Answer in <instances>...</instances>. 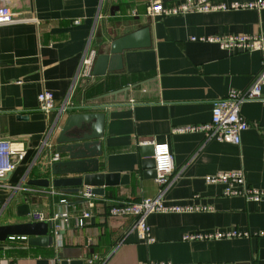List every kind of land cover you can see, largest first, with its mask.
Listing matches in <instances>:
<instances>
[{
  "label": "crops",
  "instance_id": "crops-1",
  "mask_svg": "<svg viewBox=\"0 0 264 264\" xmlns=\"http://www.w3.org/2000/svg\"><path fill=\"white\" fill-rule=\"evenodd\" d=\"M154 1L167 8L201 0H0L16 13L14 22L0 25V141L9 140L26 152L4 182L29 184L31 179L52 177L47 170L57 153L60 125L68 114L87 111L105 113L99 170L127 175L124 183L105 186L103 194H96L92 215L82 228L76 224L81 208L77 193L58 188L69 194L31 197L0 188V225L27 222L26 216H18V206L25 203L31 210L53 214L64 197L71 213L56 244L31 245L29 236L0 241V264H56L57 259V264H86L84 257L92 252L105 256L102 264H264V200L225 196L221 184L204 179L243 170L249 185L264 189V105L256 100L241 104L249 127L239 144L174 130L208 122L213 100L232 88H245L262 60L258 51L231 53L191 37L264 33V9L231 7L252 0H203V5L228 8L202 6L151 16L148 7ZM145 26L150 27V46L126 50L123 68L112 78L95 77L91 85L77 86L69 99L72 110L64 112L49 135L68 100L89 38L100 53L108 41ZM43 90L54 93L55 107L49 112L39 108ZM156 142L169 144L177 175L164 202L212 209L149 214L155 240L146 243L132 230V217H112L107 210L118 200L156 195L158 186L154 178H144L140 156L141 146ZM233 228L250 235L182 239L187 233Z\"/></svg>",
  "mask_w": 264,
  "mask_h": 264
},
{
  "label": "built area",
  "instance_id": "built-area-1",
  "mask_svg": "<svg viewBox=\"0 0 264 264\" xmlns=\"http://www.w3.org/2000/svg\"><path fill=\"white\" fill-rule=\"evenodd\" d=\"M202 1L196 3H188L172 7H164L159 1H154L148 7L149 15L160 14H178L188 9H200L202 6L209 8L227 9L225 4L219 6L203 5ZM232 8H246L261 10L264 9V0H252L241 4H233ZM16 20V13L13 8L6 3L0 2V25L9 24ZM191 40L216 43L222 50L231 53L254 52L258 51L262 55L261 65L257 73L252 77L251 82L242 89L232 88L225 96L218 97L212 102L210 120L206 123L176 127V132H202L206 139H215L219 142H231L239 144L241 133L249 127V123L240 113V106L245 101L256 100L264 105V96L262 95V87L264 86V33L252 34H212L209 36H193ZM91 39L81 55L79 67L74 78L71 92L67 102L60 108V113L65 112L70 105L69 99L74 93L77 86H89L94 80L93 66L97 57L96 48L90 45ZM39 108L42 111L49 112L54 109V93L50 90H43L38 95ZM130 103H134L131 99ZM54 126L51 127L49 135L52 134ZM48 138L44 141L46 145ZM11 141H0V188H10L14 191L26 192L29 196H59L60 191L54 186L40 187L29 184L9 185L4 182L10 172L16 169L17 164L24 159V148H15ZM13 158V160H5V157ZM59 153L54 154L51 162L60 160ZM153 159L155 179L158 186L156 195L152 197H143L138 200H118L108 206L107 214L112 217H132V230H135L139 238L146 243L154 242L151 235L150 227L147 223V217L151 213L165 212H193V211H209L211 206L195 205V204H167L163 200V195L167 188L176 178L170 146L167 142H156L153 144ZM208 184H221L223 186L222 194L225 196H238L246 201L260 202L264 200V189L256 188L249 185L245 179L243 170H228L208 174L204 177ZM78 194L81 208L76 213V224L79 228L85 225L86 219L92 215V209L96 202V195L91 189L82 187ZM28 196V199L31 198ZM68 200L64 197L59 199V207L56 212L49 214L45 211L31 210L26 216L27 222H52L53 229L50 233L54 236L55 244L62 235V231L70 224L71 213L67 206ZM249 232L240 231L238 229L216 230L206 233H187L182 236L185 241L192 240H219L227 238H236L249 236ZM10 241L27 240V236H9ZM105 256L101 257L97 253H90L84 257L86 264H102ZM58 259L56 260L57 264ZM144 264H154L146 262Z\"/></svg>",
  "mask_w": 264,
  "mask_h": 264
},
{
  "label": "water",
  "instance_id": "water-1",
  "mask_svg": "<svg viewBox=\"0 0 264 264\" xmlns=\"http://www.w3.org/2000/svg\"><path fill=\"white\" fill-rule=\"evenodd\" d=\"M151 44L150 27L145 26L104 44L102 52L97 54L93 75L112 78L123 68L124 53L132 48H144ZM119 91V90H117ZM116 91V92H117ZM115 94V92H113ZM90 109L96 110L98 108ZM68 107L66 111H71ZM64 112L54 124V129L63 119ZM105 113L101 111L76 112L68 114L60 125V132L55 142V150L63 158L48 165L52 177L31 179L29 184L61 188L66 192L78 193L82 187L91 189L92 193L103 194L105 186L124 183L127 175L120 177L117 173L99 170V157L102 155V138L104 135ZM141 167L144 178H154L153 145L140 147ZM59 175V176H58ZM53 176H56L53 178ZM31 211L28 203L18 206V216L24 217ZM52 222H20L0 225V241L9 236H29L28 242L36 246H50L55 243L50 233Z\"/></svg>",
  "mask_w": 264,
  "mask_h": 264
},
{
  "label": "trees",
  "instance_id": "trees-1",
  "mask_svg": "<svg viewBox=\"0 0 264 264\" xmlns=\"http://www.w3.org/2000/svg\"><path fill=\"white\" fill-rule=\"evenodd\" d=\"M97 53H98V50H97ZM58 189V188H57ZM58 191H60L62 194H69V193H66V192H64L63 190H61V189H58ZM32 199H34V198H32Z\"/></svg>",
  "mask_w": 264,
  "mask_h": 264
}]
</instances>
